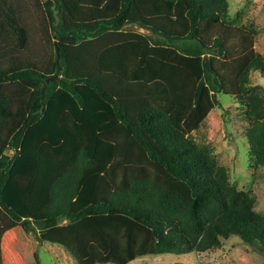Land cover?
Instances as JSON below:
<instances>
[{"label":"trees","instance_id":"obj_1","mask_svg":"<svg viewBox=\"0 0 264 264\" xmlns=\"http://www.w3.org/2000/svg\"><path fill=\"white\" fill-rule=\"evenodd\" d=\"M257 37L228 0H0V264L18 227L77 264L206 253L233 236L264 255L256 197L194 138L232 97L264 168Z\"/></svg>","mask_w":264,"mask_h":264},{"label":"rangeland","instance_id":"obj_2","mask_svg":"<svg viewBox=\"0 0 264 264\" xmlns=\"http://www.w3.org/2000/svg\"><path fill=\"white\" fill-rule=\"evenodd\" d=\"M45 1V0H42ZM230 18L234 24L252 25L258 31L256 50L264 57V0H228ZM38 18L40 7L31 8ZM144 32L143 30H139ZM254 86L264 92V79L252 73ZM263 86V87H262ZM222 108H216L208 116L199 131L194 132L198 143L211 144L219 164L229 173L231 185L240 191L251 192L257 200L256 212L264 214V168L255 166L249 143L243 131L249 126L239 116L244 108L235 99L219 96ZM4 264H77L61 246L40 242L32 233L21 227L7 232L2 241ZM264 264V255L254 247L233 236L222 241L219 249L185 256L161 255L143 257L130 264Z\"/></svg>","mask_w":264,"mask_h":264},{"label":"water","instance_id":"obj_3","mask_svg":"<svg viewBox=\"0 0 264 264\" xmlns=\"http://www.w3.org/2000/svg\"><path fill=\"white\" fill-rule=\"evenodd\" d=\"M127 30H141V29H138V28H127ZM57 78H58V75H56L55 77H53L51 80L52 81H55V80H57Z\"/></svg>","mask_w":264,"mask_h":264}]
</instances>
